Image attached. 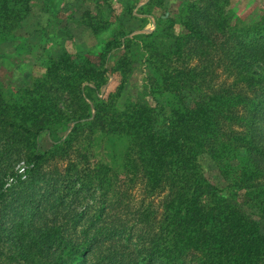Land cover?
<instances>
[{
    "label": "trees",
    "instance_id": "16d2710c",
    "mask_svg": "<svg viewBox=\"0 0 264 264\" xmlns=\"http://www.w3.org/2000/svg\"><path fill=\"white\" fill-rule=\"evenodd\" d=\"M89 1L36 28L42 74L0 81V264H264V3L149 0L169 15L134 34L138 0ZM37 2L0 0V46ZM78 26L114 36L69 50Z\"/></svg>",
    "mask_w": 264,
    "mask_h": 264
},
{
    "label": "rangeland",
    "instance_id": "374dc122",
    "mask_svg": "<svg viewBox=\"0 0 264 264\" xmlns=\"http://www.w3.org/2000/svg\"><path fill=\"white\" fill-rule=\"evenodd\" d=\"M126 0H112L111 6L113 12L117 15L120 12L121 5L120 2ZM149 0H138L135 8L133 9V14L135 18H132L129 23H127L126 28L133 31L134 34H147L152 32L156 27V17L163 14V17L169 15L171 4L178 2L179 0H163V5L165 8L169 7V12L164 8L159 6H153L151 12L141 10L140 7L143 6ZM71 0H38L33 8L32 15L29 17L27 22L30 23L29 27L25 29L27 36L24 38H18L12 43H7L5 46H0V81L4 84L8 83L12 88H19L24 84H30L31 79L35 76L42 74L44 66V58L51 52L52 48H56L55 41L49 40L51 36L44 38L38 35L36 28L41 32L47 34L55 31L53 25L47 24L48 20H54L55 17H62L65 9L69 8ZM87 5H92L88 0ZM264 0H228V4L224 8V11L235 14L240 17L243 22H250L258 16V11L262 8ZM164 12V13H162ZM55 16V17H54ZM51 18V19H50ZM40 19L41 22L36 24V21ZM113 22V21H112ZM76 29V27H75ZM87 28L78 26L75 30V38L65 42V46L69 50L75 48L79 49H97L103 46L105 42L110 40L114 36V27L100 33L98 36H94ZM83 30V31H82ZM21 39L23 42H21ZM115 57V55H112ZM117 56V55H116ZM115 80L111 76L109 78V83L106 87L107 89H112ZM105 90V89H104ZM126 91V90H125ZM124 100H126V93L124 92L117 101V106L122 107ZM91 99L89 100V102ZM63 134V132H59ZM47 136L40 140L45 146L51 140L46 139ZM62 163L61 166H63ZM60 166V168H62ZM134 202L144 197V192L142 185H137L133 191ZM155 198L154 200H157Z\"/></svg>",
    "mask_w": 264,
    "mask_h": 264
}]
</instances>
